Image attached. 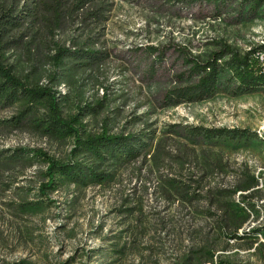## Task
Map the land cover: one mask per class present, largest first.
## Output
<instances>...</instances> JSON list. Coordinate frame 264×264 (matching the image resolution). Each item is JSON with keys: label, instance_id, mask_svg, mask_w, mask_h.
Here are the masks:
<instances>
[{"label": "rangeland", "instance_id": "obj_1", "mask_svg": "<svg viewBox=\"0 0 264 264\" xmlns=\"http://www.w3.org/2000/svg\"><path fill=\"white\" fill-rule=\"evenodd\" d=\"M250 4L89 0L75 13H65L53 32L40 20L16 30L23 32L26 45L9 49L6 61L18 76L59 90L65 114L93 106L80 113L88 130L98 132L106 124L114 133H147L151 143L145 155L119 165L106 184L72 190L60 186L41 194L48 181L47 163L34 148L60 160L91 158L72 155L73 136L59 139L29 126L3 125L1 119L15 114L17 107L1 108L0 156L22 146L30 157L0 160V264H176L207 242L226 264H264L263 233L230 238L213 227L208 212L215 210L209 196L218 188H233L243 170L258 176L264 193V84L239 90L226 70L208 97L174 105L163 101L167 88L192 79L184 54L204 61L223 44L246 51L264 43V1L255 10ZM96 6L102 12L99 18L90 12ZM56 41L71 48L87 42L102 49L104 57L63 71L50 58ZM258 53L264 62V50ZM189 123L238 126L249 133L208 140L186 133L184 124ZM198 158L209 160L212 168L204 169ZM203 171L206 175L196 181ZM166 175L200 195L168 197L163 191ZM240 194L233 193V198ZM33 200L40 201L39 207H24ZM250 200L259 214L244 226L264 228V195ZM123 243L124 253L112 249Z\"/></svg>", "mask_w": 264, "mask_h": 264}, {"label": "trees", "instance_id": "obj_2", "mask_svg": "<svg viewBox=\"0 0 264 264\" xmlns=\"http://www.w3.org/2000/svg\"><path fill=\"white\" fill-rule=\"evenodd\" d=\"M88 1L17 0L8 4L5 0H0V109L14 105L17 107L15 114L2 118L1 122L12 128L29 126L42 135L59 139L73 136L72 155L83 154L91 158L88 162L76 158L60 160L41 147L34 148L33 153L41 156L42 160L47 163L44 175L48 177V181L42 184L41 194L48 190H56L60 186L72 190L106 184L114 178L119 165L132 160L141 153L145 155L151 143V136L147 133H114L109 131L106 124L101 131L88 130L80 113L84 107L90 109L93 106L86 104L76 112L65 114L61 101L63 95L59 90L37 82L30 84L27 79L21 78L14 72L12 63L6 61V52L9 49L26 45L22 38L23 32H16L23 24L26 25L28 22L35 24L40 20L53 32L54 27L59 25L65 13L70 15L75 13L76 9L82 8ZM90 1L94 4L98 0ZM221 1L223 0H214V4L217 6ZM248 1H251L250 7L255 10L264 0ZM90 12L93 13L94 18L102 16L97 6ZM148 47L153 48V46ZM54 49L50 58L53 64L63 71L65 69L69 71L76 66L81 68L97 63L103 59L105 53L102 49L95 48L87 42L71 48L56 41ZM260 50H264V43L257 44L246 51L233 49L223 44L220 49L212 51L204 61L184 54L183 60L189 65L187 72L192 79L186 84L167 88L163 94L165 105L208 97L215 92L219 75L226 70L229 71V76L236 81L239 90H251L263 85L264 62L258 53ZM149 69H152L151 64ZM184 129L193 137H203L208 140L238 139L247 137L249 133L246 128L224 125L204 126L189 123L184 124ZM27 151L29 150L22 146L15 147L6 155L0 156V160L12 162L21 158L27 159L30 157L25 153ZM198 160L205 163L204 169L212 168L209 160L204 158H198ZM206 172L203 171L196 181L200 182ZM163 180L166 183L163 191L168 197L180 195L191 198L200 195L195 190L189 192L187 183L175 176L166 175ZM258 185V176L246 169L241 172L233 188H218L217 194H211L208 201L211 205L215 204V210L212 212L208 210V212L212 216L213 227L230 238L254 235L258 231L264 235V228L251 226L246 229L244 226L251 215L258 216L259 214L258 206L250 200L253 197L264 195L260 192ZM208 189L206 188L205 191L208 192ZM237 191L241 193L239 199L233 198V193ZM39 202L38 200L25 201L24 207H39ZM126 208L130 209L128 206ZM240 228L242 233H238ZM113 236L120 238L119 234H113ZM213 245L207 242L206 245L199 246L197 249H191L189 253L177 260L176 264H226V261L215 254ZM260 245H264V239ZM124 248L123 243L118 248L112 249L124 253ZM22 262L31 264L24 260Z\"/></svg>", "mask_w": 264, "mask_h": 264}, {"label": "built area", "instance_id": "obj_3", "mask_svg": "<svg viewBox=\"0 0 264 264\" xmlns=\"http://www.w3.org/2000/svg\"><path fill=\"white\" fill-rule=\"evenodd\" d=\"M260 56H263V54H261Z\"/></svg>", "mask_w": 264, "mask_h": 264}, {"label": "crops", "instance_id": "obj_4", "mask_svg": "<svg viewBox=\"0 0 264 264\" xmlns=\"http://www.w3.org/2000/svg\"><path fill=\"white\" fill-rule=\"evenodd\" d=\"M251 248H253V247H251ZM255 248V247H254ZM250 249V248H249Z\"/></svg>", "mask_w": 264, "mask_h": 264}]
</instances>
